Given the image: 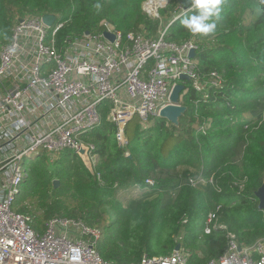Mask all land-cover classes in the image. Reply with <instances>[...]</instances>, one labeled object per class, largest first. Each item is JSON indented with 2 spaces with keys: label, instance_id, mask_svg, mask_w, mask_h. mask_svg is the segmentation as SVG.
<instances>
[{
  "label": "trees",
  "instance_id": "1",
  "mask_svg": "<svg viewBox=\"0 0 264 264\" xmlns=\"http://www.w3.org/2000/svg\"><path fill=\"white\" fill-rule=\"evenodd\" d=\"M145 1L0 0V48L11 42L16 20L28 14L57 17L56 25H62L56 36L59 48L67 39L99 34L105 21L117 30L126 28L124 34L146 29L154 35L159 22L143 11ZM179 5L191 8L188 0H171L163 15ZM194 12L170 26L168 40L190 39L180 21ZM199 40L198 72L210 82L207 75L217 73L221 84L204 94L186 85L188 112L179 127L156 118L143 128L135 117L127 125L129 145L123 148L105 109L101 125L83 136L99 156L94 171L70 151L62 153L52 170L47 156L31 160L13 209L30 216L40 233L55 217L83 220L101 231L97 249L114 264L170 256L178 245L190 251V264H206L226 250L228 232L244 245L264 238V213L255 196L264 183V4L223 0L216 31ZM201 176L213 184L193 187L190 179ZM54 177L61 180L58 188L51 185ZM148 180L154 185L147 187ZM134 186L147 192L126 205L115 200ZM210 213H217L227 229L205 235Z\"/></svg>",
  "mask_w": 264,
  "mask_h": 264
},
{
  "label": "built area",
  "instance_id": "2",
  "mask_svg": "<svg viewBox=\"0 0 264 264\" xmlns=\"http://www.w3.org/2000/svg\"><path fill=\"white\" fill-rule=\"evenodd\" d=\"M168 4L169 0L144 3L148 17L159 22L154 35L146 29L124 34L105 21L99 34L67 39L62 48L56 45L62 25L49 27L40 16L16 20L11 42L0 48V264H114L97 249L102 238L99 229L81 219L55 217L40 233L30 216L13 207L28 178L27 163L42 155L54 165L65 151L79 157L86 147L94 171L99 156L83 136L101 125L105 109L107 119L117 127L119 146L126 148L127 125L135 117L142 124L160 118V112L172 104L170 97L178 84L185 86L179 106H185L188 83L202 94L221 84L215 72L207 75L211 82L207 81L190 57L191 51L197 54L203 48L200 35L191 34L182 43L168 40L170 26L193 9L180 6L182 12H175L165 25L161 11ZM182 76L190 82L181 81ZM98 180L104 185L100 175ZM190 183L205 186L213 179L201 176ZM146 185L154 183L148 180ZM216 229L227 228L217 213H210L204 234ZM227 238L223 254L206 264L264 261V238L251 245L241 244L231 232ZM190 259V251L181 246L170 256H144L133 264H190Z\"/></svg>",
  "mask_w": 264,
  "mask_h": 264
},
{
  "label": "water",
  "instance_id": "3",
  "mask_svg": "<svg viewBox=\"0 0 264 264\" xmlns=\"http://www.w3.org/2000/svg\"><path fill=\"white\" fill-rule=\"evenodd\" d=\"M261 3L264 4V0H261ZM57 21V17L52 14H47L43 16V22L49 27H53ZM89 34V33H87ZM106 37L109 38L111 41H114V36L112 34L106 33ZM196 52L191 51L190 57L192 59H196ZM181 81L190 82V79L188 76H182ZM185 90V86L178 84L174 89L170 97V101L172 102L171 105L165 107L160 112V119L166 120L167 122L171 123L172 125L179 127L180 120L186 115L188 112L187 106H179V97L180 94ZM79 157L82 160V162L86 165L87 168L91 167L89 157L87 154V148L82 147L79 151ZM55 188L59 187V181H54ZM256 198L259 201V209L264 213V183L263 185L258 189V191L255 194ZM181 245H178L176 250H180Z\"/></svg>",
  "mask_w": 264,
  "mask_h": 264
},
{
  "label": "clouds",
  "instance_id": "4",
  "mask_svg": "<svg viewBox=\"0 0 264 264\" xmlns=\"http://www.w3.org/2000/svg\"><path fill=\"white\" fill-rule=\"evenodd\" d=\"M190 7L195 9L191 15L185 16L181 26L192 35L209 36L216 31L220 19L223 0H188ZM100 7L99 4L96 6ZM264 264V261H261Z\"/></svg>",
  "mask_w": 264,
  "mask_h": 264
},
{
  "label": "rangeland",
  "instance_id": "5",
  "mask_svg": "<svg viewBox=\"0 0 264 264\" xmlns=\"http://www.w3.org/2000/svg\"><path fill=\"white\" fill-rule=\"evenodd\" d=\"M146 2V1H145ZM144 2V3H145ZM144 3H143V5H142V9H143V11H144ZM170 4H171V0H169V4H168V6L164 9V10H162L161 11V15H162V18H163V21H164V23H165V25H169L171 22H172V18H173V15H174V13L175 12H177L178 11V13H181L182 11H180V10H178V8L180 7V6H182V5H179V6H177L176 8H175V10H174V12L172 13V14H170V15H163V11H169V8L168 7H170ZM183 7V6H182ZM145 12V11H144ZM147 14V13H146ZM27 16H37V15H33V14H28V15H24L23 16V18L24 17H27ZM148 16V15H147ZM20 17V16H19ZM122 31H124V30H126V28H122L121 29ZM232 41L231 42H233V39H231ZM151 125H153V123L151 124V123H148V124H142V127L143 128H149V127H151ZM61 157L62 156H60V158H59V160H58V162H60V161H62L61 160ZM84 164V163H83ZM84 166L86 167V165L84 164ZM50 167V169L52 170V169H54L55 167H53L52 165L51 166H49ZM87 168V167H86ZM89 171H92V169L91 168H87ZM59 181V186H61V180H59L58 178H56V177H54L53 178V180H52V182H51V185H53L54 184V181ZM145 192L144 191H142L141 189H139V188H137V186H134V187H130V188H128V189H126V190H124V191H122V192H119L118 193V195H116V198H115V200L116 201H118L119 203H121V205H126L127 203H129L131 200H137V199H140L142 196H143V194H144ZM28 200H30V197L28 198ZM28 204H29V201L27 202ZM28 204H26L27 206H29ZM70 205H71V211L73 212V213H75L74 211H76V205H75V203L74 202H70ZM104 211H106V210H104ZM113 215L111 214V217H112ZM113 218V220L115 219L114 218V216L112 217ZM110 222H112V221H110ZM111 224V223H110ZM220 224L221 225H225V223L220 219Z\"/></svg>",
  "mask_w": 264,
  "mask_h": 264
},
{
  "label": "crops",
  "instance_id": "6",
  "mask_svg": "<svg viewBox=\"0 0 264 264\" xmlns=\"http://www.w3.org/2000/svg\"><path fill=\"white\" fill-rule=\"evenodd\" d=\"M140 189V188H139ZM142 190V189H141ZM143 191V190H142ZM144 192H147V191H144Z\"/></svg>",
  "mask_w": 264,
  "mask_h": 264
}]
</instances>
